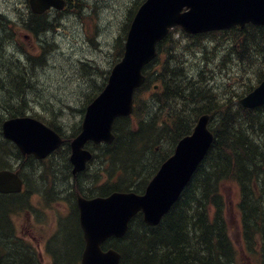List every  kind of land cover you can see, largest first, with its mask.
<instances>
[{
	"label": "trees",
	"instance_id": "1",
	"mask_svg": "<svg viewBox=\"0 0 264 264\" xmlns=\"http://www.w3.org/2000/svg\"><path fill=\"white\" fill-rule=\"evenodd\" d=\"M143 1L136 0L135 3L140 6ZM130 14L129 21L132 12ZM57 23L46 15L37 16L30 12L23 30L43 36ZM125 27L124 34L114 43L113 64L123 54L128 25ZM15 30L13 23L0 14V69L8 64L16 73L10 77L5 76V71L0 74L12 85L9 91L12 94L7 101L0 100V124L7 118L23 117L26 111L34 108L31 99L37 95L32 93L36 86L34 74L46 66L50 56L47 52L49 45H44V40L37 51L27 52ZM218 37L225 39L215 48L209 39L215 41ZM159 51V60L155 59L144 70L146 81L134 96L132 116L115 121L114 142L92 146V164L96 169L77 176L85 181L83 186L78 178L74 180L75 184L70 183L73 177L66 157L68 143L79 132L80 124L67 126L70 134L64 135L62 123H58V119L63 120L62 115L48 110L52 118L46 124L60 133L65 141L47 162L35 161L32 157L22 159L14 145L2 138L0 128V170L9 169L13 162H18L19 173L28 182L24 194L0 195V264L38 262L36 252L17 238L12 221L16 212L27 209L29 193L36 192L38 184L31 178L34 181L38 178L43 182L41 184L47 185V196L65 197L73 211V198L77 194L107 196L111 192L131 190L141 194L169 156L163 153L165 149L172 152L176 142L191 133L198 116L203 114L211 119L209 130L214 135L213 143L177 203L156 227L143 223L142 215L137 214L122 239H110L104 248L118 251L120 264H242L227 235L225 200L221 193V186L234 183L241 194L239 211L245 250L249 256L259 257L258 264H264V107L243 109L239 98L247 88H242L241 93L228 90L227 84L219 85V77L211 72L212 67L217 71L227 62L242 61L244 54V58L250 55V65L255 63L264 68V28L250 27L236 33L230 30L195 36L175 29L163 41ZM75 66L76 70L87 72L86 79L81 77L84 83L91 80V74L98 75L97 66L83 62ZM228 80L231 83L232 79ZM4 82L0 79L1 84ZM240 82L244 85L243 79ZM246 82H250L249 78ZM103 85L93 86L96 90L86 96L77 113L92 102ZM153 85L159 86L158 90H154ZM3 92L6 93L5 88ZM120 152L123 153L119 155ZM60 170L61 179L56 184V171ZM47 171L49 184L46 182ZM101 171L104 184L98 187ZM73 211L62 221L59 234L50 241L49 250L54 257L52 264L79 263L84 241Z\"/></svg>",
	"mask_w": 264,
	"mask_h": 264
},
{
	"label": "water",
	"instance_id": "2",
	"mask_svg": "<svg viewBox=\"0 0 264 264\" xmlns=\"http://www.w3.org/2000/svg\"><path fill=\"white\" fill-rule=\"evenodd\" d=\"M34 13L50 7L61 9V0H30ZM264 26V0H146L135 13L125 38L124 55L112 71L103 92L94 99L82 120L80 134L72 140L69 160L73 173L82 172L91 158L84 145L91 141L111 143L113 122L131 114L133 93L144 82L142 71L157 55V45L172 27L179 26L188 34L229 29L245 24ZM241 106L264 105V83L240 101ZM209 119L203 115L191 136L181 139L172 157L161 165L142 196L135 193H113L107 198L84 200L79 197L80 226L85 248L80 264H119L120 255L101 250L108 238H121L132 217L141 212L144 222L156 226L176 203L191 175L211 146ZM3 136L13 141L21 153L44 159L61 144L51 129L30 118H13L2 124ZM17 173L0 172V193H14L21 188Z\"/></svg>",
	"mask_w": 264,
	"mask_h": 264
},
{
	"label": "rangeland",
	"instance_id": "3",
	"mask_svg": "<svg viewBox=\"0 0 264 264\" xmlns=\"http://www.w3.org/2000/svg\"><path fill=\"white\" fill-rule=\"evenodd\" d=\"M0 1L3 6H1L0 2V12L11 20L17 19L18 16L23 19L26 16V12L22 8L23 0ZM71 1L73 3L76 2L74 0ZM90 3L93 4L92 8L86 7ZM134 3L135 0H79L78 4L80 6L77 8L80 10L77 13H74L76 11L72 13L68 11L60 17V25L54 28L52 39L46 40L45 37L50 38L47 34L44 37L46 44L45 42L43 44L49 45L47 52H50V56L46 62L47 65L36 72L34 76L36 86L33 87L32 91H35L34 93L37 95L31 97L35 104L32 109L33 112L42 113L41 116L45 120L50 117L48 110L52 109V113L58 114L59 112L62 115L63 120L58 119V123L59 121L62 124L64 122L67 126L73 125L79 120V114L66 108L69 105L72 108H78L79 106L81 108L86 96L96 90L93 86H100L105 81L107 72L112 68L115 58V40L124 34V23L128 22V16L132 8L134 7L135 9L136 5ZM94 8L95 14L93 15ZM88 13L91 16L93 15L92 21ZM17 33H19V39L24 43L27 50L31 53L34 52L37 40L25 39L29 34L20 29L17 30ZM40 38L38 37V39ZM221 41L222 39L220 38L214 42L215 47ZM37 42L41 44L39 40ZM246 54L248 53L246 52ZM244 56L245 54L242 56V61H237V63L227 62L224 67L219 66L220 68L217 71L213 67L211 68L212 74L219 77L217 79L219 85L227 84V89L232 90L235 88L234 83L229 84L228 79L238 77L246 82L249 77L251 83L256 74L264 72V68L258 64H249L250 55L246 58ZM81 61L94 67L97 66L99 69L98 75L91 74L89 76L91 82L86 81L84 83L85 81L81 78L86 79L87 72L76 70L75 64ZM100 72L103 73L102 76H100ZM240 90L236 84V91L239 92ZM56 172L57 177L55 179L56 184H58L62 172L61 170ZM48 173H46V182L49 184L50 177ZM29 178L31 177L29 176ZM31 180L41 188L47 187V185L41 184L43 182L38 178H35L36 181L32 178ZM221 188V193L224 200H226L224 212L225 223H227V235H229L233 246H235L238 261L240 260L243 264H256V260L251 259L248 261L244 257V246L239 223L240 213L237 208L239 189L232 183H225ZM32 203L38 209L27 214H21L18 211L13 216V221L19 237L30 241L41 250L44 240L54 232L56 218L59 214L62 215L66 207L57 203L45 207L41 202L40 196L34 197ZM62 250L61 248V253ZM44 259H46L45 255Z\"/></svg>",
	"mask_w": 264,
	"mask_h": 264
},
{
	"label": "bare ground",
	"instance_id": "4",
	"mask_svg": "<svg viewBox=\"0 0 264 264\" xmlns=\"http://www.w3.org/2000/svg\"><path fill=\"white\" fill-rule=\"evenodd\" d=\"M10 1V0H9ZM9 1H7V2H9ZM14 1V0H13ZM19 1V0H18ZM1 2V1H0ZM12 2V1H11ZM92 2V1H91ZM100 2V1H99ZM14 3V2H13ZM16 4V3H15ZM19 5V4H18ZM93 4L92 3H90V4H88L86 7H88V8H92L91 6H92ZM1 6H2V2H1ZM11 6V5H10ZM3 7V6H2ZM103 8H105V7H103ZM20 9V8H19ZM95 9V8H94ZM93 9V10H94ZM4 36V35H3ZM3 63H6V62H3ZM37 66H39L38 64H37ZM36 66V67H37ZM2 67V66H1ZM4 71H5V76H7V77H10V76H15L16 75V73H15V71H14V69H12V67L10 66V65H8V64H5V65H3V68H1L0 69V74L1 73H4ZM40 71V70H39ZM38 72V71H37ZM74 72V71H73ZM28 74V73H27ZM33 74V73H32ZM36 74V73H35ZM34 74V75H35ZM31 75V74H30ZM29 75V76H30ZM28 76V77H29ZM32 76V75H31ZM31 78V77H30ZM59 78V77H58ZM0 79L2 80V81H5L4 83H0V100L2 99V98H4L5 99V101H4V103L7 101V99L10 97V94H12L11 92L9 93V91L11 90V88L10 87H12V85L10 86V84H9V82L8 81H6V79H4L3 77H2V75H0ZM32 79H33V76H32ZM25 82H26V80L25 79H23ZM29 80V79H28ZM29 82V81H28ZM32 82V81H31ZM37 83V82H36ZM31 84V83H30ZM38 84H40L39 82H38ZM37 87H39V86H37ZM5 88V92L6 93H4L3 92V89ZM10 88V89H9ZM32 88V87H31ZM39 89V88H38ZM189 89V88H188ZM33 90V89H32ZM33 92H35V91H32V93ZM228 95V94H227ZM35 98V97H34ZM236 98V97H235ZM170 100V99H169ZM3 103V105H5ZM26 103H27V100H26ZM30 104H32L31 102H29ZM9 106H7V108H8ZM26 107H28V103H27V105H26ZM0 110H1V108H0ZM33 113V111L32 110H29V111H26V113L24 114V118H30ZM0 115H1V112H0ZM220 115V114H219ZM214 117H215V115H214ZM226 117V116H225ZM216 118H217V116H216ZM221 118H222V116H221ZM225 119V118H224ZM211 120V119H210ZM213 120V119H212ZM124 123V122H123ZM189 123H190V121H189ZM211 124V123H210ZM67 125L66 124H64V127H63V125H61V127L64 129V133L65 134H68L69 133V130H68V128L66 127ZM211 126V125H210ZM66 127V128H65ZM213 127V126H212ZM159 141V140H158ZM157 141V142H158ZM116 142V141H115ZM119 142V141H118ZM130 143V142H129ZM117 145H118V143H117ZM119 147V146H118ZM128 147V146H127ZM67 148H68V153H67V155H66V157L68 158L70 155H71V151H72V148L70 147V145H68L67 146ZM116 148V147H115ZM117 152V151H116ZM123 152H120L119 153V155L120 154H122ZM164 154H165V156H168V157H170L171 155V149H165V151L163 152ZM20 155L22 156V159H25V157H29L27 154H21L20 153ZM124 156V155H123ZM129 156V155H128ZM127 157V156H126ZM129 158V157H128ZM13 165H17L18 166V162H13ZM13 165H10L9 166V169H12L13 167ZM35 170V169H34ZM39 170V169H38ZM41 170V169H40ZM33 172V171H32ZM143 174V173H142ZM141 174V175H142ZM200 175V174H199ZM203 176V175H202ZM76 178H78V181H79V183L81 184V186H83L84 185V183H85V181H83L82 179H80L79 177H73V181H70V183L71 184H75L74 183V180L76 179ZM85 178H87L86 176H85ZM212 181V180H211ZM207 183V182H206ZM216 186V185H215ZM210 189V188H209ZM260 202V201H259ZM264 205V204H263ZM2 210V209H1ZM2 213V212H1ZM257 220V219H256ZM183 242V241H182ZM6 248V247H5ZM252 250V249H251ZM4 258V257H3ZM5 259V258H4Z\"/></svg>",
	"mask_w": 264,
	"mask_h": 264
}]
</instances>
